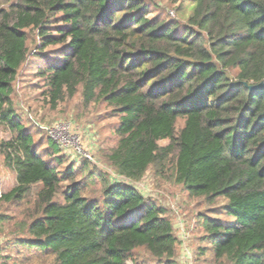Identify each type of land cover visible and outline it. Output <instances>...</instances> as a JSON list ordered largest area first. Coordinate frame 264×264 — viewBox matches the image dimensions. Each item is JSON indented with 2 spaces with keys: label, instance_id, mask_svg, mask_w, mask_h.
I'll return each mask as SVG.
<instances>
[{
  "label": "trees",
  "instance_id": "obj_1",
  "mask_svg": "<svg viewBox=\"0 0 264 264\" xmlns=\"http://www.w3.org/2000/svg\"><path fill=\"white\" fill-rule=\"evenodd\" d=\"M182 1L184 24L148 17L145 0H0V157L15 174L0 203L29 204L0 264H129L138 249L177 264L178 245L183 254L163 207L105 173L100 195L87 196L73 165L58 170L46 131L53 152L22 123L12 94L31 38L47 104L79 93L84 108H109L117 140L103 155L119 177L134 184L171 165L190 197L225 200L226 219L202 217L214 261L264 264V86L248 89L264 82V0Z\"/></svg>",
  "mask_w": 264,
  "mask_h": 264
},
{
  "label": "rangeland",
  "instance_id": "obj_2",
  "mask_svg": "<svg viewBox=\"0 0 264 264\" xmlns=\"http://www.w3.org/2000/svg\"><path fill=\"white\" fill-rule=\"evenodd\" d=\"M16 1V0H12ZM148 6V17L158 16L168 21L185 23L191 13L192 6L189 2L182 0H145ZM4 7V5H2ZM173 12V15H170ZM170 16V17H169ZM31 55L27 60L29 66H25L17 76L13 85L12 101L13 107L22 123L33 131V138L43 148H49V140L45 134V128L56 123L67 121L80 135V145L85 154L90 158V165L83 168L84 157L75 155L71 150H63L58 145L56 153L61 160L57 165L59 171L70 164L75 170V180L85 185V194L97 197L101 193L100 175L106 174L114 182L119 181L126 185H132L145 197L159 204L167 212V217L175 224V236L180 241L181 235H187L185 248L189 251L190 258L181 256V248L177 247V264H229L226 261H214L205 237L202 217L226 219L220 212L225 200L216 199L208 202L203 197H190L182 185L174 182L171 165L166 166L163 172L155 174L153 167L145 173L138 183L131 184L128 180L119 177L108 165L104 158V152L113 147L117 138L113 132L116 124L115 119L106 118L108 107L104 104H91L84 108L81 104L80 94L66 99L55 108L46 103L42 96L43 81L36 77V68L41 66L40 61L34 60V42L31 38L28 42ZM182 126L179 121L177 128ZM9 138V134L0 128V141ZM160 142V145L167 144ZM45 150V149H43ZM41 150V151H43ZM86 156V157H87ZM66 183H64L65 185ZM15 185V174L5 168L0 157V190L2 195ZM34 196V195H32ZM26 203L19 207L0 203V246L12 238L14 234L19 235L17 224L23 218V210L28 207ZM13 252V251H11ZM202 253V255H199ZM13 254V253H12ZM155 264L151 256L144 250L138 249L134 253V259L129 264Z\"/></svg>",
  "mask_w": 264,
  "mask_h": 264
},
{
  "label": "built area",
  "instance_id": "obj_3",
  "mask_svg": "<svg viewBox=\"0 0 264 264\" xmlns=\"http://www.w3.org/2000/svg\"><path fill=\"white\" fill-rule=\"evenodd\" d=\"M170 15H173V12H170ZM46 134L49 137L50 140H52L56 145H58L63 150H71L75 155L84 157L85 159L90 158L85 154L83 149L80 145V135L75 130L73 125H71L69 122H56L48 127L45 128ZM87 156V157H86ZM2 196V192L0 190V198ZM187 235H181V246L183 248V254L182 256L186 257L187 260L190 258L189 251L187 248H185V239Z\"/></svg>",
  "mask_w": 264,
  "mask_h": 264
},
{
  "label": "water",
  "instance_id": "obj_4",
  "mask_svg": "<svg viewBox=\"0 0 264 264\" xmlns=\"http://www.w3.org/2000/svg\"><path fill=\"white\" fill-rule=\"evenodd\" d=\"M263 86H264V82H262L258 85H255V86H248V89L251 91V90H256V89L262 88Z\"/></svg>",
  "mask_w": 264,
  "mask_h": 264
},
{
  "label": "crops",
  "instance_id": "obj_5",
  "mask_svg": "<svg viewBox=\"0 0 264 264\" xmlns=\"http://www.w3.org/2000/svg\"><path fill=\"white\" fill-rule=\"evenodd\" d=\"M182 256V255H181Z\"/></svg>",
  "mask_w": 264,
  "mask_h": 264
}]
</instances>
